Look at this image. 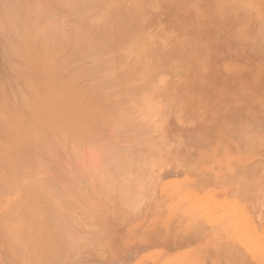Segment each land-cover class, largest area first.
<instances>
[{
    "label": "rangeland",
    "instance_id": "1",
    "mask_svg": "<svg viewBox=\"0 0 264 264\" xmlns=\"http://www.w3.org/2000/svg\"><path fill=\"white\" fill-rule=\"evenodd\" d=\"M127 1L128 0H126V3H127ZM149 1L151 2V0H147V2H149ZM159 1H158L159 3L158 4L156 3V4H157V6L158 5L161 6V7L159 6L160 8L157 7L161 11L158 10L157 11L158 13H156V11H155L156 15L152 16L154 13L151 14V13H149L150 11L148 12V10H146L147 13H149L148 15L152 16L151 17L152 19L150 18V16H148L149 18L145 17L144 19L147 18L146 21L150 20V22L148 21L149 23H152L154 21L152 26L155 25L157 28L155 29L154 28L155 26H154L153 27L154 29H153L150 25L148 26V24H147V26L149 28L147 29L148 33H147V31H145L146 32L145 35L150 34L149 37L151 36L152 39L155 40V38H156V40H158V39L162 40L164 43H162L160 40L159 41L162 44H165L164 47L162 44L160 45L159 44L160 42L158 41V44L161 46V48H166L165 47L166 44L167 45L169 44L170 49H171V46H172L173 50L176 49L174 51L175 53L180 49L181 50L180 53H181L182 64L185 63L188 66V69H187V66L185 64H184V67L182 66V64L181 65L177 64L176 65V71H175V68H173L174 73H176V74H174L173 70L171 68L173 65H174L173 67H175L176 63H179V62H176V60H178V61L180 60V59H177L179 57V55L177 58H175L176 54L172 52L173 50L171 51L169 49L173 53L169 57L172 59V55H174L173 59L175 58L174 59L175 62L173 60L174 63L173 62L171 63V59L168 60L169 57L167 55V53L170 54L169 53L170 51H168L167 49H164L166 52L168 51L167 53H165V55H167V56H165L164 54L162 55V53H161L160 55H162V57H164V58L159 56L161 59L158 57L159 60L157 59L156 65L153 64L155 66H152V67L150 66V67L152 69L153 68L156 69V66H157V68L159 67L158 69H161V67L163 66V64L165 63V61L167 59L168 62L171 63V65H169V68H167V67H165L166 65L164 64L165 65L164 68L170 69V71L169 70L167 72L165 71V74H164L163 70H166V69L162 68L163 70L162 69L160 70L161 72L163 71L162 74H160V73L158 74V73L151 72L152 71L151 68L149 69L147 67L148 71H150V72H148V71L147 72L149 75L151 73H153L156 75L158 74V76L159 75L163 76V74H164V77H163L164 79L163 78L162 79L165 80V78H166V80L163 82H166V85H167V82L170 83V86H167V90H165V91L168 92V89L170 90V88H171L172 91H169V92H172V93H169V92L165 93L163 89H165L166 87H164V86L159 87L161 85H165V83H163L161 80H159V78L152 76V77H154L155 81L153 79H151L152 77L148 78V79H151L152 81L151 80L149 81L147 78H145L147 76L146 75L147 72L145 71L146 67H145L144 71L146 72V74H145V76L143 74V76H144L143 78H141L142 75H138V76H140L139 82L143 81V80L146 82H148V81L152 82L151 84L148 82L146 87L149 88L148 86L152 85V90H153V88H155L153 91H155L157 88L158 89L162 88L163 93L162 94L160 93L161 95H157L158 90L155 91L156 95L159 96L158 99H160V97L162 96V98L160 99L161 103L158 102V99L156 100L157 96L154 93H151V92H153V91H151V88L148 90L149 92L144 91V89L147 90V88H144L143 90L138 89L140 91V93H139V91H136L137 93H135V94L139 93L138 94L139 96L142 95L143 93L145 94V98L146 97L149 98L150 93H151L150 97H152L153 94L155 95L154 101L149 102V103H151V105H149V104L147 105V103H148L147 98H146L147 102H145L146 104L143 101L144 106L146 105L145 108H143L144 107V106H142L143 103L141 105H138L139 103L136 102L137 100H135V99H138L139 102H142V99L145 100L144 95H142V98L139 99L138 95L132 94L135 96L134 97L135 99H133V98L130 99L131 97H133L132 95L130 96V94H131L130 91H132V90L128 89L129 91H124V93L127 94L129 92V94H127V95H128V97H130L129 99L131 101L134 100V102H130L131 104L128 102L127 105H131V106L127 107V111H125L126 110L125 106H127V105L124 103H127L128 97L126 95L127 99L126 98L123 99L125 97L123 92L120 91V94L124 95L122 98L120 97V94L116 93L117 95L115 94L114 96H117V97L119 96L121 98V100L123 99L124 101H121L120 99L114 100V99H118V98L117 97L115 98L113 96H112L113 99L111 98L112 104L109 106L110 107L114 106L112 110L116 109V110L112 111V112L116 111L115 117L113 118V121H116V122H114L116 125L113 122H112V125L110 124L112 128L110 127V125H108V127H110L109 128L110 131L109 130L106 131L107 129L105 131L109 134H106L105 132H103L104 134L103 133H102L103 135L100 134L98 136V139L92 138L93 140L89 139L91 141L86 140L84 142H81V148L78 147L79 145L78 146L75 145V147L77 146L78 148L71 147L70 146L71 143L66 144V143H69V141H66V143H64V144H66V145H64V147H66L64 150V153L62 152L60 157H59V160L64 159V162L66 161L65 162L66 165L69 162L71 163V164L69 163L70 166L67 165L68 167L71 168V166H73L75 168H78V169H75V168L70 169L69 168V170L71 172H73V174L76 173L78 175H83V174L85 175L87 172L88 173L87 175L88 176L90 175L89 177L91 178L92 177L91 175H95L96 172H98V174H97L98 178H96L97 177L96 176L95 177L96 179L94 180V179H92L93 178L92 177L91 179L94 181L90 185L91 191H92V189L94 187L92 185H94L96 183L95 187H94L93 194H95V193L97 194V197H98V198H96V199H98L97 201H96V199H94L96 197V194H95V197L92 199V201L88 200L87 199L88 195L85 194V193H87L86 192L87 188L82 189L81 186L79 188L78 187L79 184H77V182H75L77 185H74V183H71L74 180H71V182L69 180V183H71L75 186V191L78 190L79 194L81 193V190H83V191L85 190V192L82 191L83 192L82 194H84V196L82 195V197L83 198L86 197L85 199H82L81 196L76 197L78 195V192L76 193L75 191L74 192L77 195L75 196V193L72 192V194H74V197H73V195H71V193H70V191L72 190L71 189L72 186L69 184L64 186L62 184V186H64L63 189L61 190L62 192L65 190L68 191L69 189H71L68 191V193L74 199L73 200L74 203H75V201L77 202V200H76L77 198L79 200V204L81 203L80 198L82 199V204H84L83 201L88 200V201H86V202H88L87 205L84 204V205L78 206V208L80 207V209L82 206L83 207L85 206L86 209L88 208V211H89L88 212L86 210H83L85 207L84 208L82 207L81 210L77 209V212L81 211L79 213L80 214L79 219L82 216L85 217L84 214L81 215L82 213L86 214L88 212V214H89L88 217L86 215V217L88 219H89V216L90 217L95 216L96 210H97L96 212H98V214H100V215H98V216H100L98 218L93 217V219H94L93 221L91 219H89V222H90V220L92 221V224H93L92 226H96L98 224L97 227L91 226L92 228L97 229L96 233H98L97 234L98 236L95 237V234H94V236L89 235V234H91L90 232L93 233L94 229L90 228V229H92V231L87 232L88 228L87 227H86L87 229L84 228L85 232L89 233L88 234L89 237L87 234H85L87 236V237L85 236V238L90 239L92 237L91 240L94 243H93V245H89V246L87 245V247H85L83 249L84 251L80 252V255L83 259L82 264H85V263L86 264H248V263L249 264H264V189L262 188V187H264V180H263L264 179V160H263L264 159V105H263L264 100L263 101L261 100V99H264V68H263L264 66L262 67L263 69L262 68L260 69V67L262 66L261 64L263 62L262 63H261V61L259 62V60L261 58H262L261 59L262 61L264 60V58H263L264 57V52H263L264 51V34H263L264 33V8H263L264 0H259V3L257 2L258 0L255 1L256 4L257 3L259 5L263 4V5H261V7H259V5H258V9L256 8L257 6H255L256 4L254 3V0H242V2H241V0H215V1L212 0L214 2H210V3L215 4V6H213V4H212V6L214 7V8H212L210 6L211 4H209V6H210L209 8H211L212 10H208V11L206 9L207 6L204 5V4H206V2H205L206 0L205 1L200 0V2H199V0H193V1L192 0H188V1L187 0H184V1L183 0H173V1L172 0H159ZM169 1H171V2H169ZM180 1H181V4L186 1V3H184L185 6L183 4L181 5ZM209 1H211V0H209ZM209 1H207V4L209 3ZM251 1H253V3H251ZM128 2L130 5V1H128ZM141 2L142 3L144 2L145 4L147 3L146 0H144V1L141 0ZM152 2L154 3V0H152ZM155 2H156V0H155ZM67 3H68V5L74 4L72 2V0H71V2L68 1ZM67 3H66V5H67ZM142 3H141V5H142ZM144 3H143V5H145ZM151 3H148L147 5H149V4L151 5ZM153 3H152V5H153ZM195 3H196V5H195ZM135 4L136 3H134V6H135ZM68 5L66 7H68ZM132 5L133 4L131 2V7L134 9V7ZM141 5H139V6L141 7ZM143 5H142V7H143ZM162 5H163V7H162ZM70 6H69V8H70ZM154 6H155V3H154ZM198 6L203 8V11ZM148 7L149 6H147L146 9H148ZM215 7H219V8H215ZM230 7H232V9ZM76 8L77 7H75V9ZM79 8L81 9V7H79ZM143 8H145V7H143ZM150 8L151 7H149V9ZM155 8H156V6H155ZM204 8L206 10H204ZM61 9H65V6ZM66 9H68V8H66ZM77 9H76V11L74 10V12H75L74 15H72L71 11H70V14L72 15L71 18L69 16L70 14L67 13L69 11V9L62 11V12H64L63 13L64 17H65V15H66V17L69 16L68 19L66 18L67 24L65 23L66 21L64 20L65 18L63 17V15L61 16L62 12L59 11L60 12V13L58 12L59 15L63 18H61L57 13L58 17L57 18L55 17V19H57L58 22L56 21V23L60 22V24L64 23V24H66V26H68L69 24H71L70 20H73L74 18L77 20V14H81L82 13L81 10L83 11V9H81L79 11ZM152 10H151V12H152ZM231 10L234 14L233 15L231 13L232 14L231 16L235 17L237 15L235 18H233V17L230 18L229 11H231ZM204 11H205V13H203ZM0 12L2 13L3 11H1V9H0ZM236 12H237V14H236ZM1 13H0V16H2ZM147 13H146V16H147ZM4 15H5V18H3ZM177 15L179 18L176 17ZM217 16H219L220 18L218 19ZM227 16H229V17H227ZM3 17L1 19L3 22L2 21H0V22L3 24L6 23L5 25H7V23L9 24L10 22H6V21H9L11 19V17L8 16V19H6L7 16H6V13H4V12H3ZM78 17L80 18V15H78ZM174 17H176V18H174ZM79 18H78V20H79ZM52 19H53V16H52ZM60 19H63L65 22H61L62 20L60 21ZM190 19H192V20H190ZM216 19H217V21H216ZM235 19H236V21H235ZM51 21H55V20L53 19ZM189 21H191V22H189ZM201 21H202V23H201ZM204 21H205V23L206 22L207 23L205 24ZM208 21H209V23H208ZM46 22L48 23L49 20H46ZM159 22H160V24H159ZM183 22H184V24H183ZM1 23H0V26L2 25ZM12 23H14L13 20L11 22V25H13V28H14V26L17 24L14 25ZM74 23H76V21L73 22V24ZM64 24H61V25H63L64 28L66 29L67 27ZM156 24L158 26L159 25L160 26L158 27ZM5 25H2V26H5ZM2 26H1L0 31L3 28V30L5 31V34H6L5 36H7V37H5V40L10 41L9 40L10 38L8 39V35L11 33H8V32H11L12 28H9V29H11V31H9V29H8L7 30L8 32H7L6 29ZM8 26L12 27L10 25H8ZM147 26L145 27V29L147 28ZM70 27L72 28V26H69L68 29H66V30H70L71 29ZM235 27H237V28H235ZM259 27L261 29L260 32L258 31ZM18 29H19L18 31H20V28H18ZM169 29H170V31L172 29L173 30L175 29L174 32L172 31L173 34H175V36L171 35V37H170V34H169V37L165 38L168 36V34H167V36H165L166 35L165 31L168 32ZM190 29H192V30H190ZM151 30L155 31L157 33H154ZM149 31H151V32L149 33ZM162 31H164V34ZM195 31H198V32H195ZM207 31L209 32V36H208ZM158 32H161V33L158 34ZM187 32L190 35H192V38L193 37L195 38V41L198 40L197 41L198 43L196 42L199 45L198 47H194L193 49H190V50H189V48L187 50V47H188V46H186L187 44H182V46L183 45L186 46V47L184 46L186 48L185 50H183V48L180 47L181 45L178 42L181 41V43L182 42L184 43L185 39L181 38V37H184V36L186 37V35H189ZM244 32H246V33L244 34ZM14 33H16V30H14ZM179 33L182 35H179ZM216 33H219V34L216 36L215 35ZM154 34H155V36H154ZM183 34H184V36H183ZM0 35H2V36H0V38L2 37L4 40L3 31L0 32ZM11 35H13V34H11ZM161 35H164L162 38H165V39H162ZM190 35H189V37H191ZM205 35H206V37H205ZM153 36L155 38H153ZM156 36H158V37H156ZM212 36H214V37H212ZM179 37L181 38V40ZM196 37L198 38L197 40H196ZM247 37H249V39ZM177 38H179L178 41L176 40ZM192 38L188 39V41L186 39V41L188 43L190 41L193 43V40H191ZM212 38H214V41H212ZM218 38H220V39H218ZM255 38H257V39H255ZM1 39H0V42L2 41ZM210 39H211V42H210ZM215 39H216V41H215ZM252 39H253V41H252ZM171 41H172V43L170 44ZM195 41H194V44H195ZM258 41H260L259 42L260 47H258V44H257ZM5 42L6 41H4V43L0 44V47H1L0 48V82H2L1 80L6 81L7 76L12 78V79L7 78V80L8 79L9 80H15L14 72L13 73L10 72L12 67L8 68L9 63H10V66L15 61H16L15 63H17V61L18 62L20 61L18 63L19 66H21L23 64V61L21 64V59L18 58L17 55L15 57H13V56L10 57V60L8 57H6L7 54L5 56L4 52L6 50H7V53L10 54L9 56L13 55L12 52L14 50V48H9V49L7 48V49H5V51H3V48L4 47L6 48L7 47L6 45L8 44V43L6 44ZM255 42H256V44H255ZM174 43H176L177 48H178V45H180L179 46L180 48H178V50L174 45H172ZM2 44L3 45L5 44L4 47H2L3 46ZM197 44H196V46H197ZM10 45H12V44H10ZM232 45H233V47H232ZM248 46H252L253 47L252 49H254V47H256V48H255V50H252V53H250L249 49L251 47L249 48ZM167 47H169V46H167ZM230 47H232V48H230ZM214 48L215 49L217 48V49L215 50ZM233 48H235L234 49L235 51L232 50ZM11 49H13V50H12V52L9 53L8 51ZM196 49H197V51H196ZM207 49H209L211 52H208L209 50H207ZM244 51L247 52V55L249 54V56L251 54L252 57L250 56V58L252 60L248 56H247L246 61L244 60L246 58V56L243 55ZM183 52H185V54ZM199 52H201V53L199 54ZM205 52H207V54L210 55V58H208L209 56L206 55V56H208L207 57L208 61L204 63V60H206V59L202 60V58H203V55H205ZM234 52H235V54H234ZM1 53L5 58L1 57L2 56ZM236 53H237V56H236ZM259 53H261L262 55H260ZM14 54H16V52ZM199 55H201V56H199ZM195 56H196V58H195ZM206 56H205V58H206ZM243 56L245 58H243ZM14 58H16V60ZM248 58L250 59L249 62H248ZM162 59H164L163 62H161ZM198 59L200 60L201 63H198L199 62ZM8 60L10 62H8V64H7L6 61H8ZM11 61L13 63H11ZM159 61L163 64H159L160 63ZM186 61H188V62L186 63ZM196 61H197V63H196ZM255 61H257V64ZM168 62H167V64H168ZM180 63H181V60H180ZM206 63L207 64L209 63V65H207ZM259 63H261V64H259ZM118 64H119V62H118ZM196 65H199V66L201 65V67L203 68V72L206 70L204 72V74L202 72V68L199 71L198 69H200V67L196 66ZM204 65L206 66V69H205ZM263 65H264V63H263ZM170 66H171V68H170ZM180 66L183 69L179 68ZM207 66H209V67L207 68ZM135 68H137V66ZM184 68H186V69L184 70ZM179 69H180V72L182 75L180 73H178ZM12 70L14 71L13 68H12ZM138 70L136 72H138ZM194 70L198 71L199 74H198V72H195ZM8 71L10 72V75H14V77L9 76ZM144 71L142 70L143 73H145ZM156 71L160 72L159 70H156ZM183 71L184 72L186 71V75ZM183 73H184V75H183ZM196 73H197V75H196ZM134 74L136 75L137 73H134ZM138 74H141L140 70H139ZM131 75L133 76V74H131ZM131 75H129L130 76L129 78H133L135 76L134 75L133 77H131ZM165 75L166 76L168 75V78L165 77ZM170 75H173L171 77L172 79L169 77ZM176 75H177V78H176ZM187 75H189L191 78ZM184 76H187V77L184 78ZM175 78H176V80H175ZM188 78H190V79H188ZM167 79H168V81H167ZM173 79L175 81L179 80V83L175 82ZM129 80H131V79H129ZM135 80L138 81V79H135ZM170 80L171 81L173 80L172 83ZM188 80H189V82H188ZM134 81H132L131 84H134V83L138 84L139 83V82H136V81L134 82ZM153 81L155 82V84ZM156 81L159 84H157ZM143 83L141 82V85H146L145 82H143ZM174 84H177V85H174ZM139 85H140V83H139ZM168 87H170V88H168ZM174 87H175V90L173 89ZM123 89L125 90V88H123ZM162 90H161V92H162ZM132 92H135V91H132ZM219 92H220V95L218 94ZM230 92H232V93H230ZM147 94H148V96H147ZM172 94H176V95H172ZM234 94L235 95L237 94V95L234 96ZM169 96H170V99L172 98L171 99L172 102H169V100H170ZM172 96L173 97L177 96V98L175 97L176 100ZM178 97L180 98V102H182L181 103L182 105H180V102L178 101L179 100ZM219 98H221V99H219ZM227 98H229V100ZM230 98L233 99V101L235 100V102H233L235 104V106H233L234 104L231 103L232 101ZM152 99H153V97H152ZM162 99H163V101H162ZM167 99H169L168 102L166 101ZM173 100H175L176 103ZM220 100L223 101V102H221L222 104L220 103ZM260 100L262 101L261 103H260ZM113 101H115V103H118V101H120L122 103V105L124 104V106H121L120 102H119V104L113 105V103H114ZM149 101H152V100H149ZM224 101H228V103H230V104H228L226 102L227 106L230 105V107L228 106V109L223 108L226 105V103ZM229 101H231V102H229ZM236 101H239L241 103L237 104ZM257 101H259V102H257ZM168 103L171 105H169ZM161 104H163V107H165V109L167 107L166 110H168V112L169 111H171V112L168 113L162 107ZM174 104H176V107L174 106ZM219 104L221 105L220 110H222V111H220L219 108L216 107V106H219ZM231 104H232V106H231ZM118 105L121 108L124 107V109H125L124 112L119 107H117ZM172 105L175 107L174 109L172 108ZM140 106H142V108L144 110L141 108L142 109V111H141ZM227 106H225V107H227ZM258 106H260V107L258 108ZM107 107L105 109V112L108 110H111L110 107L109 108H107ZM130 107H131V109H130ZM150 107H152V109ZM177 108H179V109H177ZM217 108L219 111L216 110ZM117 109L119 110V113H117L118 112ZM260 109H261V111H260ZM158 110H160V111H158ZM161 111L165 112V114H164L165 116H163V113L161 114ZM173 111H174V113H173ZM178 111H179V114H178ZM155 112H157V114ZM121 113H123V114H121ZM144 113H146V114H144ZM117 114H119L120 116L118 117ZM174 114H176V115H174ZM177 114H178V116H177ZM112 115H114V114L112 113ZM129 115L130 116L135 115V116H131V119L134 121L137 120L138 121L137 123L140 122L139 124H137L134 121H132L131 123H133V125L135 124L134 128L132 127L133 125L131 127L124 125V123H126V121H129L128 120V119H130ZM146 115L149 119L145 118ZM124 117H126V118L129 117V118L126 119ZM133 118H135V119H133ZM138 118H139V120H138ZM121 119H122L121 122L123 124H121L118 121ZM123 120H126V121L123 122ZM163 120H164V122H163ZM147 121L151 122V123L153 122V123L151 124V123H148ZM118 123H120L122 126H120V124H118ZM127 123H126V125H127ZM161 123H163V124L161 125ZM248 123H249V125H248ZM146 124H148V125H146ZM114 125L116 127H119V128H115ZM150 125H152V126H150ZM240 125H242V126L240 127ZM243 126H245V127H243ZM225 127H227V129ZM242 127H243V129H241ZM119 129H122V130L124 129L125 133L130 132L128 134H125L128 136V138H129V136H131L130 139L129 140L126 139L127 138L126 136H125L126 138H123L124 134H122V133H124V132L120 131L121 132L120 133ZM144 129H146V130H145V132H143L145 134V136L143 137L144 134L141 131H144ZM240 129L241 130L245 129L246 131L244 130L245 132H243V131L240 132ZM116 131H117V133H120L123 136L121 137V136H118L119 134L117 135V134L113 133V132L116 133ZM110 132H112V133L110 134ZM131 132H132V134H131ZM136 132H138V133L136 134ZM241 133L244 135H242ZM113 134H114V136L117 135L119 137L118 140H120V143H118L119 141H115L118 137L116 138V136L115 137L113 136V138H115L114 142H117L118 145L121 144V147H123V150H125V151H127L126 149H124V147L126 146V148L128 149L127 154H129V151L131 150L130 147L132 148V146H128V145H130V143L128 141L131 140V143H132L133 142L132 140H134V142L132 144L135 145L136 148H134L135 146H133V148L135 150L139 149L138 153H140V154H138L135 151L136 152L135 154H137L139 156L141 155V156L137 157V155H136L137 158L136 157H134V159L129 158L131 156V154L135 155L134 152H131L132 150L130 151L129 156L127 154H125V156H123L124 155L123 154L124 152H122L123 150L118 148V145L113 142V138H112V136H110ZM129 134H131V135H129ZM133 134H134V136H132ZM138 135H140V136H138ZM147 135H148V137L150 136L149 138L152 139V141L148 138V142H147ZM100 136H102V137H100ZM111 138H112V140H111ZM122 138L124 139V141H126L128 143L127 144L122 143V142H124ZM257 138H258V140H260L259 142H257L258 141V140H256ZM255 140L258 143L257 145L255 144L256 142H254ZM110 141H112V142H110ZM145 141L148 144V146L146 145L147 147L144 145ZM244 141L246 142L245 144H244ZM157 142H158V144H157ZM162 142H163V144H162ZM113 143L115 145H113ZM99 144H101V147ZM167 144H168V146H167ZM253 144L255 146H253ZM103 146H104V148H103ZM161 146H163V147H161ZM73 148L76 149L75 151H73L74 153L72 151L70 152V149H73ZM215 148H216V150H215ZM113 150H114V154L112 153ZM148 150H150L151 152ZM157 150H158V152H157ZM146 152H148L150 156H151L150 153H152L151 158H148L150 156H148V153L145 154ZM72 154H74V155H72ZM69 155H72V156H69ZM126 155L128 157H126ZM133 155H132V157H133ZM177 155H179V156H177ZM115 156H116V158H115ZM145 156L146 157L148 156L147 157L148 159ZM65 157H67V158L65 159ZM120 157H122V158L125 157V160L120 158ZM109 158H111V159L109 160ZM113 158L118 159L119 161H120V159H122L124 162L126 161L127 165H128V163H129V165H131L134 162L133 160H137L136 163L137 162L138 163L135 165L132 164V166H130V168H129V165L127 167H124V165H125V163H124L123 166L119 168V166H117V165H119V164H117L118 160L114 163L112 161ZM139 158H142L143 162H141L142 160L141 159L139 160ZM67 159H69V161ZM115 159H114V161H115ZM123 161H122V163H123ZM163 161L165 163H163ZM62 162H63V160H62ZM139 162H141V164ZM147 162L148 163L150 162L149 163L150 165L149 164L147 165ZM65 163H64V165H65ZM110 163H111V166H108ZM122 163L120 162L121 165H122ZM180 163H182V164H180ZM151 164H152V166H151ZM139 165L141 167H139ZM144 165H145V167H144ZM160 165H162V166L160 167ZM112 166H113V168H112ZM146 166H147V168H146ZM245 166H246V168H245ZM248 166H250V167H248ZM36 167H35V172L37 171L36 169L38 167L39 168L41 167V169L38 170L39 172L40 171L42 172L40 175H42V176L45 175V176L49 177V175H47V173L43 172V171L47 170L46 166L40 165L37 168ZM42 167L45 168V169H43V171H42ZM242 167H243V171H242ZM47 168L49 170V167H47ZM73 169H75V170L73 171ZM79 169L81 172H83V174L82 173L79 174V172H80V171H78ZM145 169L148 170L149 172L145 171ZM76 170L78 171V173L76 172ZM89 171L90 172L93 171L94 174L93 173L89 174ZM191 171H192V173H191ZM137 172L139 175L137 174ZM51 173H54V171L50 172L49 174L51 175ZM244 173H246V174H244ZM247 173H249V174H247ZM73 174H71V175H73ZM76 174L73 176H76ZM243 174L245 176H243ZM36 175H38L37 172H36ZM87 175H85V176H87ZM260 175H261V177H260ZM45 176H43V179ZM136 176H138L139 178ZM51 177H52V175H51ZM54 177H56V176H54ZM97 179L99 180L98 182H96ZM243 179H244V181H243ZM247 179L249 181H247ZM204 180H206V182ZM250 181H251V183H250ZM67 183H68V181H67ZM255 183H257V184H255ZM64 184H66V182ZM242 184H245L246 187ZM246 184L249 186L247 187ZM96 187L98 188V190H96ZM143 187L145 190L143 189ZM76 188H78V189H76ZM242 188H244L243 189L244 191L242 190ZM247 188H248V190H246ZM73 189H74V187H73ZM1 190L2 189H0V191ZM87 191H88V189H87ZM254 192H256V193H254ZM4 193H6V192L5 191L3 192V190H2V195L0 193V195H1L0 198L2 197L0 199V201L3 199V197L7 196V193L6 194H4ZM88 193H89V195L92 194L90 192H88ZM85 195H87V196H85ZM66 196H68V195H66ZM91 196H93V195H91ZM151 196H152V198H151ZM260 196H261V198H260ZM61 197H64V196L62 195ZM64 198L66 199V197H64ZM128 198H130V199H128ZM89 199H91V198H89ZM142 199H144L147 202H145ZM93 200H95V201H93ZM141 201H142V203H141ZM21 203L22 202H20V204ZM89 203H90V205H89ZM133 203L136 205H134ZM144 203H145V205H144ZM8 204H9L8 201H6L0 206V212L2 210L1 214L7 210V208L9 207ZM130 204L132 205V207H130L131 206ZM23 205L25 206L24 203H23ZM87 206H89V207H87ZM94 206L96 208H93ZM21 208H22V206H21ZM60 208L64 210V213L71 215L72 211L69 210L70 208L69 209L67 208L66 210L64 209L65 207H60ZM93 210H94V212H91ZM61 211L62 210H60V214H61ZM83 211H85V212H83ZM91 213H95V214L92 215ZM67 216H65V217H67ZM96 216H97V214H96ZM53 217H55V216H53ZM86 217H85V219H86ZM70 219H72V217H68V220H70ZM81 221H83V220H81ZM86 221H88V220L86 219ZM95 221L96 222L98 221V222L96 223ZM51 222H56L55 227L57 229L61 228V225L58 224L57 223L58 221L55 220L54 218L51 219ZM83 223H86V222H83ZM102 231H103V233H102ZM0 237H1V234H0ZM2 237H3V235H2ZM2 237L0 238V240H1L0 241V264H4V263L7 264L6 262H8L7 256H5L6 258H4L3 253H6V252H4V247H6V251L7 250L9 251L8 252L9 255H12L11 257L8 255L9 256L8 260H9L10 264L11 263L12 264H18L17 262L19 260L18 259L19 254L16 252V248H15L16 246H14L15 245L14 240L12 241V239H10V242H9V241H6L4 237L3 238ZM86 239L83 241H86ZM87 242H88V239H87ZM10 244H12V246ZM53 253H55V256ZM56 255H57V253L55 251L50 253V260H48V264H66L65 261L56 257ZM84 257H86V258H84ZM13 258H14V260H13ZM10 259H12V260H10Z\"/></svg>",
    "mask_w": 264,
    "mask_h": 264
},
{
    "label": "bare ground",
    "instance_id": "2",
    "mask_svg": "<svg viewBox=\"0 0 264 264\" xmlns=\"http://www.w3.org/2000/svg\"><path fill=\"white\" fill-rule=\"evenodd\" d=\"M68 1L71 2V0H0V9L4 13H6V16H7L6 19H8V16L11 17V19L9 18L10 19L9 21L5 20L6 22H10L9 24L7 23V25H5L6 23L3 24V23L0 22L2 25H5L6 27L2 26V25L1 26L4 27L6 29V31L9 28H12V31H11V29H9V31H11V32H8V31L7 32L13 34V35H11V34L8 35V39L10 38L9 39L10 41L5 40V37H7V36H5L6 35L5 31L2 28L1 31H3L4 40L1 37L2 39L1 38L0 39L3 42L1 41L0 44L4 43V41H6L5 42L6 44L8 43L6 45L7 46L6 48L4 47L5 44L4 45L2 44L3 46L1 45L2 47H4L3 51H5V49H7V48L8 49L9 48H14V50L11 49V50L8 51L10 53L13 50V52H12L13 55H11V56H9L10 54L7 53V50L4 52L5 56L7 54L6 57H8L9 60H10V57H12V56L15 57L17 55V57L21 59V64H22V61H23V64L22 65L20 64L21 66H19V64H18L20 61L19 62L17 61V63H15L16 62L15 60H16L17 57L14 58L15 59L14 63L11 61V63H13V64H11V66H10V63L8 64V62H10V61L9 60L6 61L8 66H9L8 68L12 67L14 69V71L12 70V68H11L12 71L10 69L9 70H10L11 73L14 72L15 77H14V75H10L9 71H8L9 74L8 73L7 74L9 76H13L16 81L15 80H9V79L7 80V78H10V77L7 76L6 77V81L5 80H1L2 82H0V189H2L3 192L5 191L7 193V196L3 197V199L0 201V206L6 201H8V203H9L8 204L9 207L7 208V210L5 212H3L2 214H1L2 210L0 212V234H1V237L3 235V237L5 238L6 241L10 242V239H12V241L14 240V242H15L14 246H16L15 247L16 248V252L19 254V258H18L19 260L17 262L18 264H48V260H50V253L53 252V251H55L57 253L56 257H58L61 260L65 261L66 264H82L83 263V259H82L81 255H80V252L84 251L83 249L85 247H87V245L88 246L89 245H93V243H94L91 240L92 237L90 239L87 238L88 242H89L88 243L87 239L85 238V236H86L85 234L88 235L89 233H87V232H90V231H92V229H94L93 233L90 232L91 234H89V235H91V236L93 235L94 236V234H95V237L98 236L97 235L98 233H96L97 229L96 228H92V227H97L98 224L96 226H92L93 225L92 221L94 220L93 217L98 218V217H100V216H98L100 214H98V212H96L97 210L95 211L97 216H96L95 213H91L92 215L95 214V216H93V217L89 216V219L92 220V221L90 220V222H89V219L87 218L88 215H89L88 214V212H89L88 208L86 209L85 206H84L85 208L82 206L84 208L83 210H86L88 212L86 214L85 213L81 214V215L84 214L85 217L87 215L86 219L88 221H86L85 217H83V216L79 219V216H80L79 213L81 211L77 212V209L78 210L80 209V207L78 208V206H81V205H84V204L87 205L88 202H86V201H88V200L92 201V199L95 197L96 193L94 192L95 194H93V191H94V187H95L96 183L94 182L95 184L92 185V186H94L92 191H91L90 185L92 184V182L96 178H98V176H97L98 172H96L95 175H91L93 177V178L92 177L91 178L94 179V180H92L89 177L90 175L89 176L87 175L88 174L87 172H86L85 175H87L88 177L85 176L83 174V172L80 171V169L78 170V171H80L79 174L82 173L83 175H78V174L75 173L76 176H73L75 174H73V172H71L69 170L70 167L67 166V165H69L70 162L67 163V165H66V163H65L66 161L64 162V159L59 160V157H60L61 153L62 152L64 153V150L66 148V147H64V145L71 143V145H70L71 147H75V145H77V146L79 145L78 147L81 148V142H84L86 140L87 141H91L89 139H92V138H97L98 139V136L100 134H102L103 132H105L106 134H109L106 131H108V130L110 131L109 128L111 127L112 122L113 123L116 122V121H113V118L115 117V114H116L115 112L116 111L112 112V111H114L116 109L112 110L114 106H112V107L109 106V105L112 104V100H111L112 96L116 98L117 96H114V95L116 93L120 94V91H121L125 95V97L123 98V99H125L126 95L129 94V92L127 94H125L124 91H129V90L135 91V92L130 91L131 92L130 96L132 94L138 95L140 93V91L138 89H142L143 90L144 88H147L146 87L147 83L151 79L154 80V77L159 78V80H161L162 82L165 81L166 78H165V80H163L165 71L166 72L168 70L170 71V69H166V68H164V66L166 65L165 67L169 68V65H171L173 60L175 58H177L178 55H179L180 58L178 57L177 59H180L181 63H180V60L179 61L176 60V62H179V63H176L175 67H173L174 65L172 66V68L170 66V68L172 70H173V68H175V71H176V65L177 64L178 65L182 64L181 53H180L181 50L179 49L180 50L179 51L178 48L182 47L183 50H185L186 49L185 47L188 46L187 50H188V48L190 50V49H193L194 47H198L199 46L197 44L198 43L197 42L198 38L196 37L197 41H195V38L194 37L192 38V35H190L187 32L191 37H189V35H186V37H185L184 34H183L184 37L180 36L181 38L185 39V40L183 39L184 43L183 42L181 43V41L178 42V43H180L181 46L178 45V48H177L176 47L177 46L176 43L172 44L178 50L175 53L174 51L176 49L173 50L172 46H171V49H170V45L169 44L168 45L166 44V46H165L166 48H161L160 45L162 43H164V42L162 40H160V39L156 40V38L154 37L155 34L153 36V38H155V40L152 39L151 36H150L151 38L149 37L150 34L149 35H147V34L145 35V33H146L145 31H147V29L149 28L148 27L149 25L152 28L155 26V25L152 26L153 22H154L153 20H152L153 21L152 23H149L150 20L146 21V19L149 18L148 16H150V18H151L152 16L156 15L155 11H156V13H158L157 11L160 10L159 8L161 7L160 5L157 6V4L160 2L159 0H158L159 2L157 0L155 2V0H154L156 8L160 6L157 9L155 8L154 3L152 2V0H151V2L153 3V5H152V3L150 1L147 2V0H146V2H147L146 4L143 2L146 6L143 5L141 0H139V1L138 0H132V1L128 0V1H130V5H129L128 1L126 3V0H72V2L74 4L73 5L70 4L71 6L68 5V3H67ZM142 1H144V0H142ZM207 1H209V0L205 1L206 4H207ZM214 1L211 0V1H209V3L207 5L206 4H204V5L207 6L208 8L210 6L212 8H214L213 6H215V4L212 3L213 4V6H212V4L210 3V2H214ZM255 1L256 0H254V3L256 4ZM131 2L133 4L132 6L134 7V9L131 7ZM169 2H171V1H169ZM199 2H200V0H199ZM241 2H242V0H241ZM257 2L259 3V0ZM66 3L68 5V7H66L67 6ZM134 3H136L135 6H134ZM141 3L143 5V7H145V8L142 7ZM148 3H151V5L150 4L147 5ZM184 3H186V1ZM184 3H182V4L185 6ZM251 3H253V1H251ZM258 3L255 5V6H257L256 7L257 9H258V5H259ZM180 4H181V1H180ZM209 4H211V5L209 6ZM63 5L65 6V9H61V8L64 7ZM139 5H141V7ZM195 5H196V3H195ZM261 5H263V4H260L259 7H261ZM69 6H70L71 9L69 8ZM147 6H149L151 8L149 9V7H148V9H146ZM75 7L78 8V9L76 8L78 11L83 9V11L81 10V12H82L81 14H77V20L79 18L78 15H80V18H79L78 21L75 18H74L75 20L72 18L74 21L69 19L71 21V24L68 23L69 25L66 26V24H67L66 18L68 19L69 16L71 18V16L74 15V13H75L74 10L76 11ZM79 7H81V9ZM162 7H163V5H162ZM207 7H206L207 11L208 10H212L211 8L208 9ZM66 8L69 9V11L67 13L70 14V11H71L72 15L68 14L69 15L68 17H66V15L64 17V15H63L64 12H62V11L63 10H68ZM199 8L203 11V8H201V7H199ZM215 8H219V7H215ZM230 8L232 9V7H230ZM263 8H264V6H263ZM206 9L204 8V10H206ZM146 10H148V12L150 11L149 13H151V14L154 13V14L152 16L148 15L149 13H147ZM151 10H152V12H151ZM59 11L62 12L61 16L63 15V17L65 18L64 20L66 21L65 22L63 19H60V21L62 20L61 22H65L66 23V24H64V23H61V24H64L67 27L66 29H68L69 26H72V28L70 27L71 28L70 30H66L64 28V26L60 24V22L56 23L57 19H55V17L56 18L58 17L57 13ZM3 12L2 13L0 12L2 14V16H0L1 17L0 21H2L1 19L3 17ZM59 13H58V15H59ZM146 13H147V16H146ZM203 13H205V11ZM229 13H230L229 14L230 18L233 17V16H231L233 14L232 10L229 11ZM236 14H237V12H236ZM52 16H53V19L55 21H51V20H53ZM63 17H61V18H63ZM145 17H147V18L144 19ZM176 17H178V15ZM176 17H174V18H176ZM217 17H218V19L220 18L219 16H217ZM227 17H229V16H227ZM235 17H233V18H235ZM3 18H5V15H4ZM12 20L14 22L12 24H14V25L17 24L18 25V26L15 25L14 28L17 26L18 28H20V31H18L19 29L17 27H16L17 29L13 28V25H11ZM46 20H49V22L47 23ZM190 20H192V19H190ZM75 21H76V23L73 24V22H75ZM205 21H204V23H205ZM216 21H217V19H216ZM235 21H236V19H235ZM160 22H159V24H160ZM189 22H191V21H189ZM201 23H202V21H201ZM208 23H209V21H208ZM147 24H148V26H147ZM183 24H184V22H183ZM8 25H10L12 27H9ZM1 26H0V29H1ZM146 26H147V28L145 29ZM154 28L156 29L157 27L155 26ZM235 28H237V27H235ZM13 29L16 30V33H14ZM174 30L172 29L170 31V29H169L168 32L165 31L166 32L165 36H167V34H168V36L165 37V38H168L169 34H170V37H171V35L175 36V34H173ZM190 30H192V29H190ZM260 30L261 29L259 27L258 31L260 32ZM151 31H149V33ZM152 32L157 33L155 31H152ZM162 32L164 34V31H162ZM195 32H198V31H195ZM147 33H148V31H147ZM159 33H161V32H158V34ZM245 33L246 32H244V34ZM218 34L219 33H216L215 35L217 36ZM179 35H182V34L179 33ZM0 36H2V35H0ZM163 36L164 35H161V38ZM208 36H209V32H208ZM156 37H158V36H156ZM205 37H206V35H205ZM212 37H214V36H212ZM165 38H162V39H165ZM179 38H177L176 40L178 41ZM181 38H180V40H181ZM190 38H192L191 40H193V43L191 41L189 43L187 42L188 39H190ZM247 38L249 39V37H247ZM186 39H187V41H186ZM218 39H220V38H218ZM255 39H257V38H255ZM158 41L160 42L159 43L160 45L158 44ZM194 41H195V44H194ZM212 41H214V38H212ZM215 41H216V39H215ZM252 41H253V39H252ZM210 42H211V39H210ZM259 42L260 41H258V43H257L258 47H260ZM171 43H172V41L170 42V44ZM10 44H12V45H10ZM182 44H187V45L186 46L185 45L182 46ZM196 44H197V46H196ZM255 44H256V42H255ZM162 45L164 47L165 44H162ZM167 46H169V47H167ZM232 47H233V45H232ZM232 47H230V48H232ZM248 47L249 48L251 47L249 49L250 53H252V50H255V48H256V47H254V49H252L253 48L252 46H248ZM164 49H167L168 51H170V50L172 51L173 50L172 52L176 54L175 58L173 59L174 55H172V59H171L169 56H171V54H173V53L170 51L169 52L170 54H168L167 53L168 51L166 52ZM234 49L235 48H233L232 50L235 51ZM207 50H209V49H207ZM14 51L16 52V54H14L15 53ZM196 51H197V49H196ZM245 51H244V53L246 55L244 53H243V55L246 56V58L244 56H243V58H245L244 60L246 61L247 56L250 58L251 54L249 56V54L247 55V52H245ZM208 52H211V51L209 50ZM161 53H162V55L163 54L165 55V53H167V55L169 57L168 60L171 59V63L168 62V60L166 59L168 64L165 61V63H164L165 65L163 63H161V62H163L164 59H162L161 62L159 61L160 62L159 64H163L162 67L160 66L161 69L162 68L166 69V70L162 69L164 71L163 76L161 75L162 77L160 75L158 76L159 73L162 74V72H163V71L162 72L160 71L161 69H158L159 67L157 68V66H156V69L155 68H153V69L151 68L152 66L156 65L157 59L159 60V58L162 57V55H160ZM183 53L185 54V52H183ZM200 53L201 52H199V54ZM234 54H235V52H234ZM259 54L262 55L261 53H259ZM1 55H2V53H1ZM167 55H165V56H167ZM206 55H208L209 57L206 56ZM199 56H201V55H199ZM205 56H206V58H205ZM236 56H237V53H236ZM1 57L5 58L3 55ZM207 57L210 58V55L207 54V52H205V55H203V58H202V60L206 59V60H204V63L208 61ZM162 58H164V57H162ZM195 58H196V56H195ZM249 58H248V62L251 59V58L250 59ZM261 59L259 60V62L261 61V63L262 62L264 63V60L262 61ZM198 61H199L198 63H201L199 59H198ZM257 61H255L256 64H257ZM118 62H119V64H118ZM174 62H175V60H174ZM187 62L188 61H186V63ZM196 63H197V61H196ZM261 63H259V64H261ZM263 63L261 64L262 65L261 67L259 66L260 69L264 66ZM153 64H155V65H153ZM184 64H182L183 67H184ZM207 65H209V63ZM136 66H137V68H135ZM196 66H199V65H196ZM145 67H146V70H145L146 72L148 71V68L149 69L151 68V70H152L151 72L158 73V74L156 75V74L151 73L149 75L148 72H150V71H148L147 74H146V72L144 71ZM199 67H200V69H198V70L200 71L202 67H201V65ZM204 67L206 69L205 65H204ZM208 67L209 66H207V68ZM179 68H181V66ZM138 69L140 70L141 74H138L139 73ZM141 69L145 73H143ZM181 69H183V68H181ZM185 69L186 68H184V70ZM187 69H188V66H187ZM137 70H138V72H136ZM156 70H159L160 72H158ZM195 72H198V71H195ZM202 72H203V68H202ZM204 72H203V74H204ZM134 73H137V74L135 75ZM173 73H174V70H173ZM178 73L181 74L180 69H179ZM184 73L186 75V71ZM184 73H183V75H184ZM131 74H133V76L135 75L134 76L135 78ZM143 74H144V76H145V74L148 76V77L147 76L145 77L147 79L151 78L152 76H154V77H152L151 79H148L149 80L148 82H146L144 80L139 82L140 76H138V75H142L141 78H143L144 77ZM174 74H176V73H174ZM198 74H199V72H198ZM129 75H131V77H133L134 79L133 78H129L130 77ZM168 75L167 76L165 75V77L168 78ZM173 75H170L169 77L171 78ZM189 75H187V76H189ZM196 75H197V73H196ZM187 76H184V78L187 77ZM176 78H177V75H176ZM176 78H175V80H176ZM190 78H188V79H190ZM10 79H12V78H10ZM129 79H131V80H129ZM135 79H138V81L135 80ZM134 80L136 82H139L140 85H139V83L138 84L137 83L136 84L135 83L131 84L132 81H134ZM167 81H168V79H167ZM172 81H171V83H172ZM141 82L142 83L145 82L146 85H141ZM175 82L179 83V80H177ZM188 82H189V80H188ZM149 83L151 84L152 82H149ZM156 83H157V81H156ZM163 83H165V85H161L159 87H162V86L166 87L165 89H163L165 93H168L169 91H172V89L170 87H168V88H170V90L168 89V92H166L165 90H167V86H170V83L167 82V85H166V82H163ZM154 84H155V82H154ZM157 84H159V83H157ZM174 85H177V84H174ZM148 87L149 88H147V90L144 89V91L147 92L150 88H151V91H153L155 89V88H153V90H152V85L148 86ZM123 88H125V90ZM173 89L175 90V87ZM156 90H158V91L160 90L159 92L157 91V93H158L157 95H161L163 93L162 88H159V89L157 88ZM161 90H162V92H161ZM136 91H139V93L135 94V93H137ZM155 91H153L151 93H154L156 95ZM151 93H150V95H151ZM169 93H172V92H169ZM230 93H232V92H230ZM123 94H120L121 98L124 96ZM154 94L152 96L153 99H152V97H150V95H149L150 99L146 97L148 99L147 105L148 104L151 105V103H149V102H153L154 101V97H155ZM218 94L220 95V92ZM134 95H132L133 97H131V98L128 97V95H127V97H128V99L126 98L127 99V103H124V104L127 105L128 102L129 103L130 102H134V100H132V101L130 100L132 98L135 99ZM142 95H144V98H145V94L143 93ZM142 95H140V96L138 95L139 99L142 98ZM172 95H176V94H172ZM236 95L234 94V96H236ZM147 96H148V94H147ZM120 97L118 96L117 97L118 99H114V100H119V99L121 100ZM158 97L159 96H157L156 100L158 99ZM175 97L177 98V96H175ZM175 97H173V98L176 100ZM146 98H145V100H146ZM161 98H162V96L160 97V99ZM123 99L121 101H124ZM160 99H158L159 103H161ZM169 99H170V96H169ZM169 99H167L166 101L168 102ZM171 99L169 100V102H172ZM219 99H221V98H219ZM227 99L229 100V98H227ZM135 100H137L136 102L139 103V104L137 103L138 105H141L143 103V101H144V103L147 102V100L145 101L143 99H142V102H139L138 99H135ZM149 100H152V101H149ZM175 100H173V101H175ZM261 100L263 101L264 99H261ZM261 100H260V103L262 102ZM162 101H163V99H162ZM178 101L180 102V98H179ZM231 101H229V102H231V103L235 102V100L233 101V99H231ZM113 102H114L113 105L114 104L116 105V104H119L120 101H118V103H115V101H113ZM221 102H223V101L220 100V103ZM224 102L228 103V101H224ZM257 102H259V101H257ZM144 103H143L142 106H144ZM175 103H176V101H175ZM181 103L182 102H180V105H182ZM227 103H226V105L225 104L224 105L227 106ZM236 103L238 104V103H241V102L236 101ZM124 104L122 105V103H121V106H124ZM163 104H161L162 107H163ZM228 104H230V103H228ZM169 105H171V104H169ZM263 105H264V103H263ZM129 106H131V105L125 106L126 110L124 109V107H122V108L119 107V105L117 107H119L124 112V110L127 111V107H129ZM142 106H140V110L141 111H142L143 108H145L146 105L143 108H142ZM174 106L176 107V104H174ZM174 106L172 105L173 109L175 108ZM220 106L221 105L219 104V106H216V107H218L219 110H220L221 109ZM225 106L223 108H227L228 109V106L230 107V105H228L227 107H225ZM231 106H232V104H231ZM233 106H235V104ZM106 107L107 108L110 107L111 110H108V111L105 112ZM259 107L260 106H258V108ZM150 108L152 109V107H150ZM163 108L165 109V107H163ZM218 108L216 110H218ZM130 109H131V107H130ZM166 109H167V107H166ZM177 109H179V108H177ZM158 111H160V110H158ZM166 111L168 112V110H166ZM220 111H222V110H220ZM260 111H261V109H260ZM157 112H155V113L157 114ZM169 112H171V111H169ZM112 113L114 115H112ZM117 113H119V110H118ZM162 113H163V116H165L164 115L165 112L161 111V114ZM173 113H174V111H173ZM121 114H123V113H121ZM144 114H146V113H144ZM178 114H179V111H178ZM178 114H177V116H178ZM174 115H176V114H174ZM117 116L119 117L120 115L117 114ZM131 116H135V115H131ZM131 116H130V119H128L129 117H127V118L124 117V118L129 120V121L123 120V122H125V121H126V123L128 122L127 125H126V123H124L125 126L131 127L133 125V123H131V122L134 121V120L131 119ZM145 118L149 119L147 117V115L145 116ZM133 119H135V118H133ZM138 120H139V118H138ZM118 121L121 124H123L121 122L122 119L118 120ZM134 122L137 123L138 121L135 120ZM163 122H164V120H163ZM120 123H118V124H120ZM139 123H137V124H139ZM148 123H151V122H148ZM121 124H120V126H122ZM162 124L163 123H161V125ZM108 125H110V127H108ZM134 125L132 126L133 128L135 127ZM146 125H148V124H146ZM248 125H249V123H248ZM150 126H152V125H150ZM241 126L242 125H240V127ZM243 127H245V126H243ZM243 127L241 129H243ZM115 128H119V127L115 126ZM225 128L227 129V127H225ZM241 129H240V132H242V131L245 132L246 131L245 129H244L245 131L241 130ZM145 130L146 129H144V131H141V132L143 133V132H145ZM120 131L124 132V129L123 130L119 129V132ZM111 133L112 132H110V134ZM113 133L117 134V135L119 134L118 136H121V137L123 136L122 134H124L123 138L127 137L126 139H128V140L131 137V136H129V138H128V136L125 135V134H128L130 132H128V133L124 132V133L120 134V133H117V131H116V133L115 132H113ZM137 133L138 132H136V134ZM114 134L110 135V136H112V138H113ZM131 134H132V132H131ZM131 134H129V135H131ZM117 135H115L116 138L118 137ZM148 135H147V142H148V138L150 137V136L148 137ZM242 135H244V134H242ZM132 136H134V134ZM138 136H140V135H138ZM144 136H145V134L143 135V137ZM100 137H102V136H100ZM112 138H111V140H112ZM118 139H119V137L116 140H115V138H113V142L115 140V141H119L118 143H120V140H118ZM150 140L152 141V139H150ZM256 140H258V138ZM256 140L254 142H256ZM66 141H69V143H66ZM123 141H124V139H123ZM132 141L134 142V140H132ZM259 141L260 140H258L257 142H259ZM110 142H112V141H110ZM128 142L130 143V145H128V146H132V148H133V146H135V145L132 144L133 142L131 143V140L128 141ZM128 142L124 141L122 143H126L127 144ZM257 142L255 143L256 145L258 144ZM64 143H66V144H64ZM114 143L117 144V142H114ZM114 143H113V145H115ZM145 143H146V141L144 142V145L148 146V144L147 143L145 144ZM245 143L246 142L244 141V144ZM157 144H158V142H157ZM162 144H163V142H162ZM99 145L101 147V144H99ZM119 145H118V148L123 150V147H121V144H119ZM77 146L75 148H78ZM167 146H168V144H167ZM253 146H255V145L253 144ZM161 147H163V146H161ZM75 148L70 149V152L71 151L72 152L75 151L76 150ZM103 148H104V146H103ZM132 148L130 147V149L132 150V151L131 150L130 151L134 152V154L136 152L137 153L139 152L138 151L139 149L138 150L134 149V148H136V146L133 149ZM124 149H126L127 151H125V150L122 151V152H124L123 156H125V154L128 153V149L126 148V146L124 147ZM114 150H113V152L111 151L113 154H114ZM215 150H216V148H215ZM130 151H129V154H127L128 156L130 155ZM148 151H150V150H148ZM157 152H158V150H157ZM147 153L148 152H146L145 154H147ZM138 154H140V153H138ZM150 154L152 156V153H150ZM72 155H74V154H72ZM72 155H69V156H72ZM127 155H126V157H128ZM132 155L133 154H131V156L129 158H133L134 159V157H136L137 154L133 155V157H132ZM116 156H115V158H116ZM140 156L137 155V157H140ZM148 156H150L149 153H148ZM151 156L148 157V158H151ZM177 156H179V155H177ZM66 158L67 157H65V159ZM115 158L112 159V161L114 163L118 160V159H115ZM120 158H122V157H120ZM110 159L111 158H109V160ZM114 159H115V161H114ZM122 159L125 160V157H123ZM122 159H120V161L119 160L117 161V164H119L117 166H119V168L122 167L124 163H125L124 167H127L129 165L128 162L130 160L127 162L128 163V165H127L126 161L124 162ZM140 159L142 160V158H139V160ZM62 160L65 163V165L62 162ZM67 160L69 161V159H67ZM122 161H123V163H122ZM133 161L134 162L132 164H134V165L138 163V162L136 163L137 160H133ZM164 161H163V163H165ZM120 162L122 163V165L120 164ZM141 162H143V160ZM141 162H139V163L141 164ZM38 163L40 165H42V166H46L47 170H45V171H43V169H45V168L42 167V171L47 173V175H49V177L43 175V176H45L44 179L46 178L45 180L43 179V176L40 175L42 172L38 171L39 169H41V167L40 168L38 167V166H40ZM149 163L147 162V165ZM132 164L129 165V168H130V166H132ZM152 164H151V166H152ZM180 164H182V163H180ZM108 166H111V163ZM161 166L162 165H160V167ZM35 167L37 168L36 172L38 173V175H36ZM47 167H49L50 171L48 170ZM139 167H141V166L139 165ZM144 167H145V165H144ZM248 167H250V166H248ZM72 168H75V167L71 166L70 169H72ZM112 168H113V166H112ZM146 168H147V166H146ZM245 168H246V166H245ZM75 169H78V168H75ZM75 169H73V171ZM53 171H54L55 174L51 173V175H52V177H51V175L49 173L53 172ZM78 171L76 170L77 173H78ZM145 171H148V170L145 169ZM242 171H243V167H242ZM70 173L73 174V175H71ZM90 173L94 174L93 171L92 172L89 171V174ZM191 173H192V171H191ZM137 174H138V172H137ZM244 174H246V173H244ZM244 174H243V176H245ZM247 174H249V173H247ZM54 176H56V177H54ZM136 177H138V176H136ZM260 177H261V175H260ZM69 180H70V182H71V180H74L71 183H74V185L79 184L78 185L79 188L81 186L82 189H86V188L88 189V191L86 189L87 193H85V194L88 195V196L85 195V196H87L88 200L83 201L84 204H82V199H85L86 197L83 198L82 195L84 196V194H82V193L85 192V190L84 191L81 190V193L79 194L78 190L75 191V186L73 184L69 183ZM67 181H68V183H67ZM98 181L99 180L97 179L96 182H98ZM204 181L206 182V180H204ZM243 181H244V179H243ZM247 181H249V180L247 179ZM65 182H66V184H64ZM75 182H77V184ZM250 183H251V181H250ZM62 184L64 186L67 185V184L72 186L71 187L72 190L71 189H69V190H71L70 193H71V195H73V197H74V194H72V192L73 193H75V192L77 193L78 192V195L75 193V196L76 195H77L76 197H80L81 196L82 199L80 198V200H81L80 204H79L78 198L76 199L78 203L76 201H75V203L73 202L74 199L69 195V193H68L69 190L68 191L65 190L66 192L63 191L64 193L61 191L63 189V187H64V186H62ZM255 184H257V183H255ZM242 185L245 186V184H242ZM248 186L249 185H247V187ZM73 187H74V189H73ZM144 187H143V189H144ZM262 188L264 189V187H262ZM76 189H78V188H76ZM243 189L244 188H242V190ZM2 190L0 191L1 195H2ZM96 190H98L97 187H96ZM246 190H248V188ZM88 192H90L92 194L89 195ZM6 193H4V194H6ZM254 193H256V192H254ZM62 195L64 197H66V199L64 197H61ZM66 195H68V196H66ZM91 195H93V196H91ZM152 196H151V198H152ZM89 198H91V199H89ZM96 198H98L97 194H96V197L94 199H96ZM260 198H261V196H260ZM128 199H130V198H128ZM97 200L98 199H96V201ZM142 200H144V199H142ZM93 201H95V200H93ZM20 202H22L21 203L22 205L20 204ZM145 202H147V201H145ZM23 203L25 204V206L23 205ZM90 203H89V205H90ZM141 203H142V201H141ZM134 205H136V204H134ZM144 205H145V203H144ZM21 206H22V208H21ZM60 207H65L64 208L65 210L67 208L68 209L70 208L69 210L72 211L71 215L67 214V213H64V210L61 209ZM82 207H81V209H82ZM87 207H89V206H87ZM130 207H132V205ZM93 208H96V207L94 206ZM60 210L63 211V212L61 211L62 215L60 214ZM83 212H85V211H83ZM91 212H94V210L91 211ZM53 216H55V217H53ZM65 216H67V217H65ZM68 217H72V219L68 220ZM52 218L57 220L58 221L57 223L61 225L60 229H57L55 227V223L56 222H51ZM81 220H83V221H81ZM83 222H86V223H83ZM84 228L87 229V232H85ZM90 228H92V229H90ZM102 233H103V231H102ZM89 235H88V237H89ZM84 238L86 239V241H83V240H85ZM12 244H10V245L12 246ZM4 252H6V253H3L4 254V258H6L5 256H7V261H8L6 263L10 264L8 259H9V256L11 257L12 255H9V253H8L9 251L8 250L6 251V247H4ZM53 254L55 256V253H53ZM86 257H84V258H86ZM10 260H12V259H10ZM13 260H14V258H13Z\"/></svg>",
    "mask_w": 264,
    "mask_h": 264
}]
</instances>
